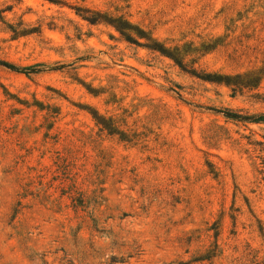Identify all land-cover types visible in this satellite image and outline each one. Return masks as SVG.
Returning a JSON list of instances; mask_svg holds the SVG:
<instances>
[{
  "label": "rangeland",
  "instance_id": "374dc122",
  "mask_svg": "<svg viewBox=\"0 0 264 264\" xmlns=\"http://www.w3.org/2000/svg\"><path fill=\"white\" fill-rule=\"evenodd\" d=\"M0 61V264H264V0H0Z\"/></svg>",
  "mask_w": 264,
  "mask_h": 264
},
{
  "label": "trees",
  "instance_id": "16d2710c",
  "mask_svg": "<svg viewBox=\"0 0 264 264\" xmlns=\"http://www.w3.org/2000/svg\"><path fill=\"white\" fill-rule=\"evenodd\" d=\"M82 16L91 24L107 23L111 25L112 27L116 29V31H118L122 35L123 38H125L127 42L139 45V42L136 40L135 35L133 33L134 29L131 27V25L127 21H124L123 19H119V18L108 19L105 16H102L101 14H94V13L92 14L89 12H84ZM148 49L154 52H159L164 56L170 57L172 60H174V62L177 65H179L182 69H184L183 67L185 66L183 65V61L179 59L178 57H173V55H170L168 51L164 49V47L154 44L152 46H148ZM0 66H3L8 70H11L17 73H28V70H29V69H22L6 61H0ZM33 70H36V69H33ZM189 73L207 82L218 83V84L224 83L227 86H232L234 87L233 89L234 91H237L238 89L240 90L242 88H246V86L240 82L232 83L231 80L222 81L220 77L212 76V75H197V73L194 71H190ZM218 112H222V111H218ZM223 113L225 114L227 118L233 119V120L245 121V122L248 121V122H255V123L264 122V114L256 115V116H243L237 113H232V112H227V111Z\"/></svg>",
  "mask_w": 264,
  "mask_h": 264
}]
</instances>
